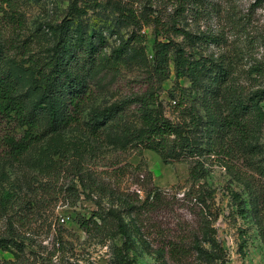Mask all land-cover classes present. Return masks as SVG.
Here are the masks:
<instances>
[{
	"label": "rangeland",
	"instance_id": "374dc122",
	"mask_svg": "<svg viewBox=\"0 0 264 264\" xmlns=\"http://www.w3.org/2000/svg\"><path fill=\"white\" fill-rule=\"evenodd\" d=\"M114 3L128 6L138 24L121 17ZM73 4L82 11L75 21L91 35L102 33L109 53L126 44L137 50L143 47L147 57L156 35L150 22L156 17L164 23L176 20L180 29L205 36L193 46L183 36L170 34L187 54H201L230 69L247 95L264 89V0H0V41L15 53L45 55L43 51L53 44L47 25H59ZM139 35L143 37L137 41ZM124 53L131 52L126 48ZM149 59L147 64L139 58L106 69L100 80L92 82L89 109L146 93L155 83ZM179 86L190 93L189 80L177 82L172 70L159 91L166 116L174 122L182 117ZM190 95L191 101L197 97ZM133 111L134 107L123 115L126 120ZM199 112L203 115L201 108ZM110 135L112 139L114 134ZM7 137L20 139L23 131L0 118V143ZM53 137L68 148V158L55 172L40 163L51 136L19 161L0 153V200L15 193L25 206L16 209V215L0 210V238L9 236L12 220L26 246V264H205L195 253L175 262L169 252L172 245L189 247L201 237L199 225L205 216L213 223L226 264H264V239L244 186L246 181L262 183L264 196V181L251 177L253 172L242 158H236L228 171L215 156L206 157L205 178L193 182L192 159L166 163L155 152L123 150L77 127ZM261 145L264 149V130ZM80 169L85 191L79 185ZM235 194L244 203L243 211ZM128 205L135 207L140 234L127 214ZM111 210L119 211L128 224V238L118 233L107 215ZM97 212L109 216L106 223L93 217ZM159 249H164L165 258L159 257ZM14 260L13 254L0 249L1 263Z\"/></svg>",
	"mask_w": 264,
	"mask_h": 264
},
{
	"label": "trees",
	"instance_id": "16d2710c",
	"mask_svg": "<svg viewBox=\"0 0 264 264\" xmlns=\"http://www.w3.org/2000/svg\"><path fill=\"white\" fill-rule=\"evenodd\" d=\"M113 6L127 22L138 24L128 6L121 3ZM81 14V9L73 4L67 18L59 25H47L53 44L42 56L15 53L10 45L0 41V118L15 123L23 131L20 139L7 137L0 143L3 156L19 161L37 143L51 136L48 148L41 153L40 163L55 172L59 162L68 158V148L53 135L77 127L86 130L92 138L105 137L123 150L133 149L139 154L145 150L155 152L166 163L192 159L194 166L190 179L193 182L205 178L204 159L214 156L228 171L236 158H242L253 172L251 177L257 176L264 181V149L261 145L264 89L245 94L230 69L201 54L198 57L187 54L170 34L183 36L193 46L200 43L204 35L180 29L176 20L164 23L156 17L150 22L155 24L156 35L149 52L153 55L151 75L155 83L142 95L128 97L103 109H89L93 81L100 80L106 69L131 59L140 58L147 64L149 53L145 57L143 47L137 50L126 44L109 53L102 33L91 35L81 22L75 21ZM140 37L143 36L139 35L137 41ZM126 48L131 52L127 56ZM172 70L177 82L188 79L191 85L190 93L179 86L181 101L178 106L182 109V117L177 122L166 116L165 107L159 100L162 84L170 79ZM191 93L197 96L193 101L189 99ZM132 107L133 117L126 120L123 115ZM110 134H114L112 139ZM82 172L80 169L78 179L85 191ZM261 184L246 181L244 186L253 219L264 239ZM235 199L239 211H243L244 203L238 194ZM23 208V201L15 193L8 192L0 200V210L5 212L15 211L16 215V211ZM126 209L133 227L140 234L135 207L128 205ZM107 215L113 219L118 233L128 238L129 226L119 211L111 210ZM109 216L93 213V217L103 224ZM10 223L12 231L8 237L0 238V249L13 254L15 260L0 264H26L25 243L16 233L12 220ZM81 225L86 226V223ZM199 233L201 237H196L189 247L172 245L171 259L179 262L195 253L205 264H226L224 249L215 237L213 223L206 216L199 225ZM157 252L160 258H165L164 249Z\"/></svg>",
	"mask_w": 264,
	"mask_h": 264
},
{
	"label": "built area",
	"instance_id": "2783aa9c",
	"mask_svg": "<svg viewBox=\"0 0 264 264\" xmlns=\"http://www.w3.org/2000/svg\"><path fill=\"white\" fill-rule=\"evenodd\" d=\"M152 57H153L152 53H149V58L152 59ZM60 222L64 223L65 222V219L64 218H61L60 219Z\"/></svg>",
	"mask_w": 264,
	"mask_h": 264
}]
</instances>
